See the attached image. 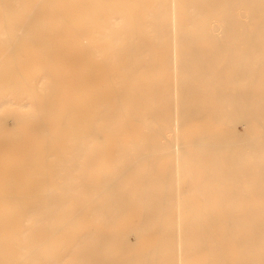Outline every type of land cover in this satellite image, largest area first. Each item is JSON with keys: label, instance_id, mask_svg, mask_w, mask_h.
<instances>
[{"label": "bare ground", "instance_id": "obj_1", "mask_svg": "<svg viewBox=\"0 0 264 264\" xmlns=\"http://www.w3.org/2000/svg\"><path fill=\"white\" fill-rule=\"evenodd\" d=\"M0 6V264H264V0Z\"/></svg>", "mask_w": 264, "mask_h": 264}, {"label": "rangeland", "instance_id": "obj_2", "mask_svg": "<svg viewBox=\"0 0 264 264\" xmlns=\"http://www.w3.org/2000/svg\"><path fill=\"white\" fill-rule=\"evenodd\" d=\"M4 9H5V6H0V14H1V15H4V13L8 11V10L6 11L7 7H6L5 11H4ZM10 9H11V8H10ZM15 11H16V10H15ZM1 12H2V13H1ZM3 12H4V13H3ZM12 12H14V11H12ZM14 14H15V13H14ZM1 15H0V16H1ZM11 15H12V13H11ZM11 15H10V16H11ZM16 15H17V14L12 15L11 17L13 18V17H15ZM4 16H7V18H8V15H4ZM1 18L3 19V18H6V17H2V16H1ZM2 19H1V20H2ZM1 20H0V26H3V27H1V28H2V29L7 28V31H9V27L11 26V23L7 24L8 21L6 20V21H5V22H7L6 24L9 25L8 27H6L5 22L2 23ZM2 29H1V30H2ZM23 46H24V47H23L21 50H22V53H24V55L22 56V57L24 58V57L27 55V50H29V49H31V48H27V47L25 48V46H26V42H23ZM0 47H1V46H0ZM6 49H8V47H6V46H2V47L0 48L1 51H5ZM25 52H26V53H25ZM1 55H2V54H1ZM1 55H0V56H1ZM4 59L6 60V53H5V54L3 53V55L1 56V62H0V64H4V63H3V62L5 61Z\"/></svg>", "mask_w": 264, "mask_h": 264}]
</instances>
